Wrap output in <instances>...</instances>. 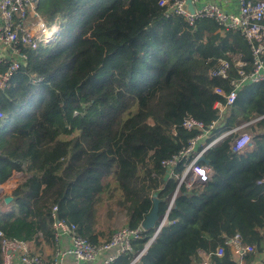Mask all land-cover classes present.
I'll return each mask as SVG.
<instances>
[{"label": "trees", "instance_id": "1", "mask_svg": "<svg viewBox=\"0 0 264 264\" xmlns=\"http://www.w3.org/2000/svg\"><path fill=\"white\" fill-rule=\"evenodd\" d=\"M157 2L39 0L48 26L59 13L68 26L52 47L23 49L24 64L0 89V185L14 172L30 177L0 209L5 237L37 247L41 236L52 245L56 207L82 237L107 241L113 214L137 229L154 195L161 220L178 185L161 161L200 132L181 127L191 116L217 122L204 144L254 120L246 127L253 151L233 153L231 135L208 148L200 164L212 170L210 180L190 190L181 185L155 239L145 249L155 228L142 231L113 264H198L199 249L218 246L224 256L212 261L236 264L225 245L235 234L262 252L264 193L256 182L264 176V83L243 86L222 113L214 107L225 104L214 88L229 93L237 77L230 56L250 70L249 45L237 31L218 32L211 19L189 26L166 18ZM220 59L230 63L229 79L209 76ZM183 168L180 162L175 176ZM103 202L108 210L100 215Z\"/></svg>", "mask_w": 264, "mask_h": 264}, {"label": "built area", "instance_id": "2", "mask_svg": "<svg viewBox=\"0 0 264 264\" xmlns=\"http://www.w3.org/2000/svg\"><path fill=\"white\" fill-rule=\"evenodd\" d=\"M186 1L158 0L157 4L164 9L166 18L182 17L189 26L200 19H211L218 26V32L237 31L249 45L252 59L250 70L245 69L247 63L242 61L239 55L230 56L237 75L229 82L232 90L225 94L221 88H214V92L225 99L224 105L221 103L214 105L219 113H222L227 106L233 104L238 90L243 86L264 83V0H237V13L228 12L215 3L199 5L198 0H190L193 6L192 14L185 9ZM38 2L39 0H0V89L24 64L26 55L23 49L50 48L60 39L63 23L67 22V18L63 13H59L48 26L38 12ZM53 25L57 26V30L47 35L46 32L50 31ZM229 65V61L220 59L218 66L209 72L210 78L229 79ZM3 118L4 114L0 111V119ZM253 122L250 121L248 124ZM246 125L220 133L211 142L204 144L203 140L214 130L217 122L204 125L191 116L183 119L181 127L184 130L200 132L187 140L177 153L161 161V166L166 170L168 177H176L178 185L165 215L158 221L145 249L167 225L168 213L181 185L190 190L193 184L203 185L210 180L212 170L200 164V158L208 148L230 135L233 136L229 143L233 153H243L252 145L251 133L242 131ZM180 162L184 168L180 176H175L174 170ZM256 185L261 187L264 193V176L257 180ZM51 218L53 247L50 255L45 257L38 252L34 253L30 242L7 238L0 231V264H64L66 258H71L74 264L93 263L103 254L104 256L100 258L101 264H113L121 256L132 252V242L138 240L141 237L140 233L144 231L141 225L137 229L122 227L115 230L109 240L91 243L77 232L75 224L57 217L56 207L52 209ZM38 242L45 243L41 236ZM225 245L234 252L236 259L231 260L236 264H244L248 253L254 250L251 246L243 244L239 234L227 239ZM224 253V246L216 247L213 252L199 249L198 264H215L212 258H221ZM141 255L142 253L136 259Z\"/></svg>", "mask_w": 264, "mask_h": 264}, {"label": "crops", "instance_id": "3", "mask_svg": "<svg viewBox=\"0 0 264 264\" xmlns=\"http://www.w3.org/2000/svg\"><path fill=\"white\" fill-rule=\"evenodd\" d=\"M204 3H215L218 6H220L222 9L231 12V13H237L238 11V4H237V0H198V4L199 5H203ZM254 149V145L252 143V145L245 150V152H252ZM29 176L24 175L22 173H16L14 172L11 176L9 177H5L3 179H6L7 181L4 182L3 184L8 188L5 191H0V200L2 199L3 201L0 203V209L1 211H6L8 209V205H6L4 203V197L6 196H11V192L20 184L27 182L29 180ZM1 182V181H0ZM3 203V204H2ZM240 235V234H239ZM102 240L101 238H98V241ZM31 246V249L33 250L34 253H40L43 256L47 257L48 255H50V253L52 252V247L53 244H47V243H42L40 242L39 245L37 247H35V245L33 243H29ZM244 244V243H243ZM247 245V244H244ZM250 246V245H247ZM252 247V246H251ZM253 248V247H252ZM230 249V248H229ZM254 249V248H253ZM234 252L230 250V254L232 256L231 259L235 260V254H233ZM104 254L101 256L103 257ZM100 257V258H101ZM100 258L98 261L93 262V263H81V264H101ZM64 264H74L73 260L71 258H66L64 261ZM244 264H264V246H263V250L262 252H254V250L250 253H248V255L245 258Z\"/></svg>", "mask_w": 264, "mask_h": 264}, {"label": "water", "instance_id": "4", "mask_svg": "<svg viewBox=\"0 0 264 264\" xmlns=\"http://www.w3.org/2000/svg\"><path fill=\"white\" fill-rule=\"evenodd\" d=\"M185 9L189 13H191V14L193 13V6H192L190 0L186 1ZM200 161L207 163V161L205 160L204 156H202L200 158ZM11 201H12V197L11 196L4 197V203L6 205H8ZM158 204H159V200L156 198V195H154L153 201H152V208H151L150 212L146 215V217L143 220V222L141 223V227L144 230L153 229V228H155L156 224L158 223V221H159Z\"/></svg>", "mask_w": 264, "mask_h": 264}, {"label": "rangeland", "instance_id": "5", "mask_svg": "<svg viewBox=\"0 0 264 264\" xmlns=\"http://www.w3.org/2000/svg\"><path fill=\"white\" fill-rule=\"evenodd\" d=\"M31 20V19H30ZM32 21V20H31ZM68 21L66 22V23H63V26H62V32H63V34H64V32H65V30H66V27L68 26ZM60 38V37H59ZM58 38V39H59ZM56 43V42H55ZM55 43H53V45L55 44ZM9 120H10V118L8 119V120H6L5 121V126H8V123H9ZM254 121V120H253ZM255 122V121H254ZM253 122V123H254ZM246 124H248V123H246ZM246 124H243V125H241V126H244V125H246ZM252 124V123H251ZM248 125H250V124H248ZM248 125H246L244 128H243V130L242 131H245V132H248V133H251V131L248 129V128H246ZM238 127H240V126H238ZM195 186H197L196 184H193L192 185V188H194ZM191 188V189H192ZM1 202H2V199L0 200ZM0 202V203H1ZM106 202H103L97 209H99V214L100 215H104L106 212H107V210H108V206H107V204H105ZM3 204V203H2ZM114 203H112V205H113ZM113 211H114V213H116V209L114 208V207H112L111 208ZM111 229L113 230V232L115 231V230H117V229H119V228H122V227H126V224H125V222H124V219L122 218V217H120V218H116V214H113V216H112V218H111ZM100 223H102V222H100ZM103 224V223H102Z\"/></svg>", "mask_w": 264, "mask_h": 264}, {"label": "bare ground", "instance_id": "6", "mask_svg": "<svg viewBox=\"0 0 264 264\" xmlns=\"http://www.w3.org/2000/svg\"><path fill=\"white\" fill-rule=\"evenodd\" d=\"M57 30V27H53V28H51L50 29V31H47L46 33H47V35L49 34V35H51L54 31H56ZM8 188L4 185V184H1L0 185V191H5V190H7Z\"/></svg>", "mask_w": 264, "mask_h": 264}]
</instances>
